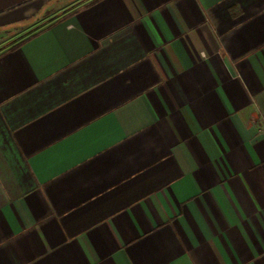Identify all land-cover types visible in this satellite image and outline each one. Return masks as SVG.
<instances>
[{"label":"crops","instance_id":"1","mask_svg":"<svg viewBox=\"0 0 264 264\" xmlns=\"http://www.w3.org/2000/svg\"><path fill=\"white\" fill-rule=\"evenodd\" d=\"M261 117L264 0H0V264H264Z\"/></svg>","mask_w":264,"mask_h":264},{"label":"rangeland","instance_id":"2","mask_svg":"<svg viewBox=\"0 0 264 264\" xmlns=\"http://www.w3.org/2000/svg\"><path fill=\"white\" fill-rule=\"evenodd\" d=\"M39 26H41V24L40 25H38V26H36V27H34V28H32L31 30H29L28 32H31L32 30H34L35 28H37V27H39Z\"/></svg>","mask_w":264,"mask_h":264},{"label":"built area","instance_id":"3","mask_svg":"<svg viewBox=\"0 0 264 264\" xmlns=\"http://www.w3.org/2000/svg\"><path fill=\"white\" fill-rule=\"evenodd\" d=\"M203 55V53H201ZM261 119L264 121V117H261Z\"/></svg>","mask_w":264,"mask_h":264}]
</instances>
